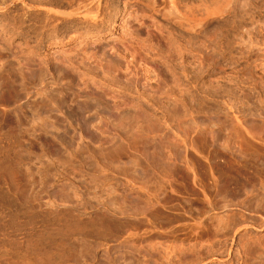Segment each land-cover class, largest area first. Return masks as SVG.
<instances>
[{
    "label": "rangeland",
    "instance_id": "374dc122",
    "mask_svg": "<svg viewBox=\"0 0 264 264\" xmlns=\"http://www.w3.org/2000/svg\"><path fill=\"white\" fill-rule=\"evenodd\" d=\"M20 7L18 1L11 4L12 13L10 15L15 16L13 22L8 21V18L3 15L4 12L0 13V21H3L0 22V35L2 36H0V54H3V58L0 55V88H3L0 89V93L3 91L0 94V108L4 110L3 107L14 100L13 94L15 93L22 94L20 101L24 105L23 112L15 105L10 106L8 108L10 110L6 113L0 109V264H161L167 254L172 256L182 253L179 250L181 248L189 252L186 259L193 258L201 243L209 244L213 239L209 238L206 232L200 234L201 239H194L195 231L187 226L192 221L191 217L196 219L197 212L201 208L207 210L209 208L207 201L216 208V216L225 212H227L225 214L238 212L235 208H227L226 197L220 190H217L213 182L215 172L220 167L221 156L239 143V138L231 137V140L227 138L228 131L233 132L231 126H235L234 121L229 117L234 119V116H238L237 120L245 118V121H249L250 117L251 119L255 117L256 120L259 118V121L264 118V109L261 108H264V100H262L264 97V56H262L264 44L247 48L248 41L253 40L256 33L254 27L249 26L247 30L239 29L240 33L237 34V32L234 35L231 33L232 36L230 35L232 31H224V34L220 33L222 34L220 35L221 31L215 29L217 33L214 30L215 22L207 25L206 34L209 33V37L204 33L202 44L207 43L208 40L209 43L207 46L205 44L201 46V52H205L201 53V58L207 56L203 59L209 65L201 59L203 63L201 65L205 68L199 80L201 101L196 106L190 100V90L184 91V86L187 85L186 77L190 78V74L185 76L182 70V65L189 64V61L191 63L192 58H187L190 54H186L183 60L186 58L188 60L182 64V60L176 58L175 51L172 55L173 52L169 50H173V45H177L180 41L175 40V42L174 37L162 26L154 28L155 31L153 27H150L152 32L149 35L144 33L140 35V40L143 42L144 39L145 43L147 37L148 43H152L154 49L151 48L152 44L147 45V41L146 48H143L145 44H141L139 40L137 46L141 44L143 47L136 49L134 45V53L142 56H133V60L131 58L133 62L130 61L132 65L128 64L129 67L131 66L128 67L129 69L124 67L125 61L118 66L110 65L113 67L106 69L103 61L98 65L94 60H88L81 54V48L84 46H88L87 48L91 50L89 48L92 44L91 40L97 39L92 44L95 48L103 42V44H108V48L113 43H120L123 35L119 34L126 29L121 21L115 33L105 39L80 37L75 39L76 41H70L71 43L65 38L63 41L60 38L46 39V46L44 43L40 56L52 60L51 72L54 76L51 74L45 77L41 84L38 81V74L35 76L36 79L33 77L32 81L25 75L21 76L23 73L21 74L22 70L18 67L25 61L31 60L32 57L24 55L23 38L16 30L10 31L13 26L19 25L16 21H18L17 14ZM210 26L212 29L209 28ZM120 28H124L122 32ZM216 33L221 37L216 36ZM227 33L230 37L225 35ZM166 34H169L168 38ZM210 37L212 40L218 37L222 43L217 39L212 42ZM224 37L232 40L230 47H227L228 43L226 45L227 40ZM53 40L55 43L52 42ZM211 42L213 45L216 42L222 45L216 43L219 45L218 47L215 45L217 50L211 46L213 51H216L211 53L212 48L209 47ZM4 46L7 47L5 51H3ZM140 48H143L142 51ZM156 49L163 50V55L168 57L160 55L159 58V54H155ZM241 52L243 54L239 55ZM8 53L10 55H7ZM168 53H172L171 56ZM210 55L211 58H209ZM66 56L73 62V64L70 63L71 65L67 61L64 62L65 65L68 64L67 70L61 63L66 60ZM20 57L24 58L22 60L24 62ZM177 61L182 65L180 66ZM135 62H138L137 65L134 64ZM61 64L64 66L62 67ZM119 65H121L119 70L122 71L111 70L114 67L118 69ZM179 66L180 69H178ZM142 68H149L147 73H152L149 74V81ZM106 70L109 71H107L108 74ZM12 77L14 79H11ZM151 78L154 80L151 81ZM26 82H30L29 85ZM67 84L69 85L66 86ZM9 89L13 94L9 92ZM91 90L96 95L103 96V106L108 107L112 103L111 109L114 115L99 113L92 108L84 114V123L74 120L73 105L79 99L83 100L85 91L90 92ZM210 94H213V97L217 96L212 99ZM59 98L62 99L59 100ZM182 100L187 103L185 108L180 106ZM56 102L58 104L61 102V106ZM223 102L231 105V108L228 104L223 105ZM40 105L44 107L43 111H39ZM59 106L60 109H58ZM164 117L173 119L170 122L169 120L163 121ZM219 123H222L223 127L219 126ZM235 127V131L240 128L237 126L235 129ZM210 129L214 134L210 135ZM86 132L91 134L87 136ZM212 139L217 140L214 142ZM249 141L255 145L259 142L254 139L247 140L248 143ZM244 143L242 142V147L246 145ZM256 146L258 147L259 144ZM226 167L228 170L231 169L228 164ZM192 175L195 176L193 180L196 186H192L190 179ZM200 185L203 187L206 199L203 192L197 189ZM195 214L197 217L194 216ZM151 224L155 226L153 229L155 233L164 232L167 230L165 228L174 224L175 234L164 237H158L155 233L151 235ZM146 225H148L147 229H145ZM133 229L135 232L137 229L139 233L145 230L146 233L142 238L125 236L128 230L133 231ZM249 235L252 238L255 237L256 240L259 239L258 243L264 239V230L249 231L248 235L242 237L239 244L250 243ZM238 236L236 235V242ZM214 240L218 242V238ZM217 242L216 249L219 247L223 249L229 244V240L225 242V245ZM236 247L233 245V249ZM261 253L260 255L255 253L256 255L252 256L244 255L242 264H260L264 257V253ZM222 254H225V251ZM236 260L242 261L235 253L228 262H223V264H235Z\"/></svg>",
    "mask_w": 264,
    "mask_h": 264
},
{
    "label": "bare ground",
    "instance_id": "6f19581e",
    "mask_svg": "<svg viewBox=\"0 0 264 264\" xmlns=\"http://www.w3.org/2000/svg\"><path fill=\"white\" fill-rule=\"evenodd\" d=\"M16 1H18L19 4L21 5L20 9L18 8L19 9L18 14L15 11V13L17 14V18H18L17 19L18 21H16V23L18 22L19 25H17V27H14L13 26L11 28L12 30H10V31L13 32V31L16 30V32L18 33V35H20L23 38L22 47H24L23 49H25V54L24 55L25 56H27V55L29 56L30 55L32 57L31 58L29 56V58H31V60H29L28 62L25 61L26 63L24 61H22L24 58L20 57V58H22L21 61L24 62V63L22 64V63H20L21 62L20 61L19 64H22V65L19 66L18 68H21V70L23 71V72L21 71V74L23 73L21 76H24L25 75L26 78L30 79L31 81H32L33 77L35 78V76L38 74V81H39L40 84L44 82V78L45 77H47V76H49V75L52 74V72H51V66H52L51 65V62H52V60L47 59L44 56H40L41 55V51L40 50L43 47V45L45 43V40L48 39V38H51V39L60 38L61 41H63V39L65 38V39H68L69 42L70 41L72 42L75 39L80 38V37H83V38L92 37V38H100V39L103 38V39H105V37H107V36L112 35L113 33H115V31L117 30V26H119L120 23H121V21H122V24H123V26L124 25L126 26V29H125L124 32H122L124 28L121 29L122 28L121 27L119 29L120 31L122 30L121 32L123 34L120 33V31H118L120 34L117 32L120 36L123 35V38H121V39L119 38L121 40L120 43H118L119 45L113 43L114 41L113 42L111 41L113 44L112 45H109V48H108V44H103L104 42L102 43V45H100L101 44L100 43L99 44L100 46L95 48V47H92V44H94L93 43L94 41L95 42L97 41V39H96V40H93V41L91 40L92 44L90 42L91 45H89V48H91V50L87 48L88 46H84V47H82V48L80 47V48L82 49L81 50V54H83L86 59H88V60L92 59L95 62H97L98 65L102 64L101 62L103 61L104 62L103 63L104 66L107 67L106 69L113 67V66H110V65H114V66L117 65L118 66V64H121L122 62L124 63V61H125L124 64H126V65H124V67L126 66V68H128L129 67L128 64L131 63L130 61H132L133 58H134L133 56L138 57L139 55H141V54H139L138 56H137V54L135 55L134 48L136 47V49H139L137 47H141V46L143 47V45L146 43V41H147V45H151L152 44L151 43L152 41L150 42L151 44L148 43V40H147V37L146 36H145L146 37L145 43H144V39H143V36H142V39H143V42H142L140 40V38H141L140 35L143 34V33L146 34V35H149L150 32H152V28L150 29V27H153V30H154V28H158V27L161 28V26H162L166 31H168L174 37V41L175 40H177V42H178V40L180 41L177 45H173L172 44L173 45V50H169V49L168 50L169 51H172V52L175 51L176 52L175 56H177L176 58L181 59L182 60V64H183V62H186V60H188L187 58H192V60H191L192 62L191 63L189 61V64H186V65H184V64L182 65L181 64L182 67H183L182 70L185 73V76H188V74H190V78L186 77L187 85L184 86V91L187 90V89L190 90V93H189L191 95L190 100L193 101L194 105L198 106L199 103H200V101H201L200 100L201 88L199 86V80H200L201 75L203 74L204 68H205V67L203 68V66L201 65V63H202L201 61L202 60H205V59H203L205 56L204 57L202 56V58H201V53L203 54V52H204V51L201 52V50H202L201 49V46L203 44H205L207 46V44L209 43V40L207 39L208 42L206 41L207 43H204L203 42V44H202V41H203L202 37H203V35H205L207 33L206 32L207 31L206 28L208 27L207 25H209L212 22H215L216 23L215 26H214V24H212L214 26V30L216 29V30L221 31V32H219V34L220 33H223L224 31H227V32L228 31H232V32H230V35H232L231 33H233V35L236 34L239 29H242V30L246 29L247 30V27H249V26L250 27H254V31L256 30V33H255V35L253 34L254 35L253 40L248 41L247 48L250 47V46H252V45H255L256 46V45H263L264 44V0H4V1H0V13L1 12H4L3 15L6 18H8V21L9 22H10V20L12 21V20L15 19V16H13V14L12 15H10V14L12 13L11 12L12 11L11 4L13 5ZM14 10H15V8H14ZM0 16H1V14H0ZM14 23H12V25H14ZM5 25H7V24H5ZM9 25H11V24H9ZM3 27H5V26L3 25ZM209 28L212 29L211 26ZM242 30H241V34H242ZM3 31H4V29H3ZM215 31L213 33H215ZM8 32H9V30H8ZM8 32L6 34H8ZM156 32H158V35H159V31L157 30ZM117 33L115 35H117ZM160 33H161V31H160ZM217 33H216V36H218ZM239 33L240 32H238L237 34H239ZM258 33H260V35H258ZM6 34L4 35V37L6 36ZM208 34H206V35H208ZM162 35H164V34L162 33ZM168 35L166 34L167 37L166 36L165 37L168 38ZM220 35H222V34H220ZM225 35H228L230 37L229 33H227ZM208 37H209V35H208ZM215 37H214V40H212L213 39V36H212V39L210 37V39L212 40V42L215 41L216 39L219 42L220 40L218 39V37H221V36H218L216 39H215ZM226 37H224V39ZM158 39H159V37H158ZM139 40L141 41V44H143V45L140 44L139 46H137L139 44V42H140ZM149 40H151V39H149ZM225 40H227V42H225L226 45H227V43H228V45L231 44V41H232L231 39L227 38ZM241 40H243V39H241ZM48 41H50V40H48ZM54 41L55 40H53L52 42H54ZM56 41H58V39H56ZM6 42H7V39H6ZM107 42H108V40H107ZM111 42H110V44H111ZM212 42H211V45L209 47L212 48L211 46H214V48L216 49L219 45H216V43H217L216 42L215 43V45L217 46L216 47L215 45H213ZM237 42L238 41H236V43ZM60 43H62V42H60ZM4 44L5 43L3 41V45ZM95 44H97V43H95ZM217 44H220V43H217ZM80 45H81V42H80ZM86 45H87V43H86ZM103 45H105V46H103ZM115 45H117V46H115ZM134 45H136V46L133 47ZM220 45H222V44H220ZM228 45H227V47H230L231 46V45H229V46ZM45 46H46V43H45ZM82 46H83V44H82ZM145 46H146V44L144 45L143 48H146ZM153 46L154 45L152 44L151 48H153ZM209 47H208V49H209ZM223 47H225V46H223ZM227 47L225 48L226 50H227ZM263 48H264V46H263ZM3 49H4L3 51H5V50H7V47L4 46ZM87 49L89 51H87ZM109 49L110 50L113 49L114 52H113V50L111 52ZM142 49L140 48L141 51H142ZM159 49H156L157 52L155 51L156 52L155 54H157V55L159 54V58H160V55H163V53H162L163 50L160 51ZM220 49H224V48H220ZM242 49H244V48H242ZM209 50H211V49H209ZM228 50H229V48H228ZM65 51H68V50L65 49ZM135 51H137V50H135ZM241 51H243V50H241ZM145 52H147V51H145ZM212 52H216V51H213V48H212L211 53ZM243 52H245V51H243ZM9 53H11V52H9ZM9 53L7 55H10ZM12 53H14V52H12ZM65 53H67V52H65ZM160 53H162V54H160ZM227 53H229V52H227ZM5 54H4V56L6 57ZM69 54L70 53H68V55ZM143 54H145V53H143ZM147 54H146V56H148ZM155 54H153V55H155ZM168 54H170V53H168ZM171 54H170V56H171ZM186 54L187 55L190 54V56H187V58L185 60H183L184 59V56H186ZM223 54L221 56H223ZM242 54L243 53L241 52V54H239V55H242ZM245 54H247V53H245ZM0 55L3 58V54H0ZM65 55H67V54H65ZM172 55H174V52H173ZM205 55H208V54H205ZM141 56H140V58H142ZM163 56L168 57L165 54ZM170 56H169V58H170ZM246 56H248V55H246ZM246 56H244V57H246ZM262 56H264V53L262 54ZM74 57L76 59L77 58V55L74 56ZM148 57L150 58L151 56H148ZM156 57L158 58V56H156ZM241 57H243V56H241ZM7 58H9V56H7ZM80 58H82V56ZM131 58H132V60H131ZM209 58H211V55H210ZM246 58H248V57H246ZM65 59L66 60L65 61H61V63H63L65 65V63L67 61L69 65L73 64V62H71L72 61L71 58H69V57L66 56ZM128 59H130V60H128ZM150 59H152V57ZM165 59H167V58H165ZM179 59H178V61H179ZM174 60H176V59L174 58ZM1 61H3V60H1ZM166 61L168 62V60H166ZM75 62H76V60L74 61V63ZM177 62L175 64H177ZM205 62L207 63L206 60H205ZM136 63H138V62H135L134 64H136ZM171 63H173V62H171ZM179 63L180 62H178V64ZM192 63H193V65H192ZM63 64H61L62 67L64 66ZM68 64H66L64 66V68L66 70L68 68L67 67ZM144 64L146 65V63H144ZM131 65H132V63H131ZM188 65H190V66H188ZM173 66H175V65H173ZM180 66H179L178 69H180ZM5 67H3V68H5ZM88 67H90V66H88ZM101 67H103V66H101ZM58 68H60V67L58 66ZM97 68H99V67H97ZM117 68L118 69H116L114 67L111 70H114V69L115 70H119L121 68V65H119V67H117ZM175 68H173V69H175ZM128 69H125V70H128ZM142 69L145 70L144 71L145 72L144 75L146 76V79L148 80L149 74H152V73H149V74L147 73L149 71L148 70L149 68L148 69L142 68ZM138 70H140V69H138ZM94 71H96V70H94ZM107 71L108 70H106L105 72L107 73ZM119 71H122V70H119ZM151 71H152V69H151ZM179 71H181V70H179ZM106 73H105V76H106ZM114 73H116V72H114ZM125 73H126V71H125ZM129 74H130V72H129ZM62 75H63V73H62ZM181 75H183V74H181ZM125 78H126V76H125ZM152 78H151V81L154 80V79L152 80ZM212 78H213V76H212ZM11 79H14V78L12 77ZM59 80H60V78H59ZM99 81H100V79H99ZM20 82H22V81H20ZM28 83H30V82H28ZM69 83H71V82H69ZM113 83H114V81H113ZM68 85L69 84H67L66 86H68ZM62 87H63V85H62ZM189 87H191V88L189 89ZM66 89H68V88L66 87ZM153 89L154 88H152V90ZM167 89H169V88H167ZM165 90H166V88H165ZM11 91L9 89V92L10 93H12ZM15 91H17V90H15ZM18 92H19V90H18ZM85 92L86 93L83 95V98H82L83 100H80V99L78 101L75 100L76 102L73 105L74 106V110H75V117L73 118L74 120H76V121L78 120V121L84 123V121H85L84 114L86 112L88 113V111H90L92 108H94L99 113L109 114V115H112V116L114 115V113H113V111L111 109L112 103H111V106H108V107L103 106L104 104L102 103V100H103V98H102L103 96L102 95L101 96L100 95H96V93L94 91H92V90L90 92L89 91L88 92L85 91ZM2 93H3V91H2ZM2 93H0V94H2ZM4 93H6V92H4ZM63 93H65V92H63ZM75 94H77V92ZM216 94L218 95V93H216ZM21 95L19 93L13 94L14 100H12L10 102L8 101L9 103L6 104L3 107L4 110H2V108H0L2 110V112L4 111L6 113L8 110H10L8 108L10 106H12V105L13 106L15 105L16 108H19V109L22 110V108H23L24 105L21 104V101H20ZM212 95L213 94H210V96H211L212 99L215 96H217V95H214V97H213ZM263 95H264V93H263ZM53 97H55V96H53ZM219 97H221V96H219ZM261 97H263V96L261 95ZM109 98H110V96H109ZM240 98H242V97H240ZM57 99H56V101H57ZM60 99H62V98H59V100ZM63 100H65V99H63ZM73 100H74V97H73ZM183 100H182L181 105H180L181 108H185L187 106V103L184 102ZM262 100H264V97L262 98ZM262 100H260V101H262ZM160 102H161V100H160ZM224 102H226V100ZM60 103L59 104L57 103V105H60ZM263 103H264V101H263ZM227 104L224 103L223 105H227ZM191 105H193V104L191 103ZM26 106H28V105H26ZM60 106H59L58 109L61 108ZM228 106H229V108H231V105L228 104ZM261 108L264 109L263 107H261ZM40 110H42V111L44 110V107L42 105H40V107H39V111ZM191 111H192V109H191ZM22 112H23V110H22ZM139 114H141V113H139ZM190 114H192V113H190ZM235 115H237V114H235ZM138 116H140V115H138ZM214 116H216V115H214ZM227 118H228V116H227ZM229 118H231L232 121H234L236 127L238 126L241 129L240 128L239 129L237 128L238 130L235 131L234 130V127L235 126L234 127L231 126L233 132L231 133L230 131H228V134L226 133L227 134V138L228 139H230L231 137H236L237 139L239 138L238 139L239 140V143H238L237 146L234 145L235 147L232 146L233 148H230L229 151H228V153H226V154L223 153L225 155L224 156H221L222 157L221 158L222 160L219 161L220 162V167L215 172L216 174L213 177L214 178L213 179V182L215 183V186H216L217 190H220L221 193L226 197V199H227L226 200V202H227V204H226L227 208H230V209H234L235 208V210L237 209L238 212L237 211L235 213L234 212L233 213L231 212V214H225V213H227V212H225L224 214H222L220 216H216L215 215L216 214V208L213 207V206H211L209 204V202L207 201V204L209 205V208L207 210H204L203 208H201L197 212V216L198 217L196 216V214L194 215V216L197 217V218L194 217L196 219H193L191 217V220L192 221L187 226L190 227V228H192V230L195 231L194 232L195 238L193 237L194 239H196V238L201 239L202 235L200 236V234H202V233L204 234L206 232V234L209 236V238H212L213 240H211L210 243L208 242L209 244H207V243L206 244H203L204 242L203 243L200 242L201 243L200 244V248H198L196 250V253L194 254V257L193 258L186 259L189 256V252L184 251V250H186L185 248H181L179 250H180V252L182 251V253L174 254L172 256H169L167 254L166 258L164 257V259L162 260L161 264H217V263L218 264H223V262H228L229 259L232 257V254L234 256L235 253L238 254L239 255V259L242 260L241 262L236 260L235 261V264H242L244 262V260H243V256L244 255L246 256V255L249 254V255L252 256V255H256L255 253H257V255L258 254L260 255L261 252H262L261 254L264 253V239H261L257 243V240H259V239L256 240L255 237L252 238L249 235V237H250V243L249 242H244L243 244H239V243H241L242 237H244L245 235H248L249 231H251L253 229L264 230V148H262V145H264V120H262V119H264V118L261 117L262 119L260 121L258 120L259 119L258 118L257 120L259 122L255 119V117H254V119L253 118L251 119V117H250L249 118L250 119L249 121H245V118H244V120H240V119L237 120L238 116H234V119L232 117H229ZM172 119L173 118H170V117L169 118H166V117L162 118L163 121H168L169 120V122ZM91 120H93V118ZM178 120H180V119L178 118ZM254 120L257 121V122H255ZM19 121H20V119H19ZM100 121H103V120H100ZM228 121L230 122V120H228ZM85 125L86 124H84V126ZM218 125L223 127L222 123H219ZM232 125H233V123H232ZM219 126H218V129L220 128ZM236 127H235V129H236ZM231 128H228V129H231ZM205 132L206 133H209L210 132V135L214 134L211 129H210L209 132H207V131H205ZM90 134L88 132H86V135L87 136L90 135ZM206 135H208V134H206ZM211 137L213 138V136H211ZM249 139H251V140L252 139L258 140L259 142L257 144H259V146L257 147L256 146L257 144L256 145H255V143L253 144L252 141H249V143L251 142L249 144L247 142V140H249ZM212 140L214 141V139H212ZM232 141H233V138H232ZM232 141H231V144L233 143ZM242 142L243 143L245 142L244 144H246V145H243V147L241 146ZM244 146H246V147L244 148ZM241 147L244 148V149H242ZM184 151H186V150H184ZM217 157L219 158L220 155L217 156ZM187 163H189V162H187ZM227 164L231 166V169L230 170H228V168L226 167ZM189 166H191V165H189ZM192 176L190 178L191 181H192L191 183L193 184L192 186H196V184L194 183L195 181L193 180L195 176H193V177ZM197 189L203 192V187L201 185L198 186ZM203 195H204V198L206 199V195H205L204 192H203ZM230 211H232V210H230ZM219 214H220V212H219ZM219 214H217V215H219ZM147 227H148V225H146L145 229H147ZM174 227L175 226L173 224V226H171V227L168 226L167 228H165L167 230L169 228L168 231L165 230L166 233H165V231L164 232L155 233L154 230H153L155 228V226H153L151 224V235L155 233V234H157L158 237L173 236L175 234V229H176V228L173 229ZM135 230H136V232L134 231V229H133V231L132 230H128L125 233V236H127L128 238H133V237H137V238L140 237V238H142L144 236V234L146 233L145 230L143 232H141V233L137 232V229H135ZM240 230H243V231H240ZM240 232H244V233L241 234ZM236 235H239L237 242H236ZM215 238H218V242H217V240H214ZM227 240H229V244H227L223 249H221V247H219L217 249L215 248L216 242L218 244L219 243H223V245H225V242ZM233 245H236L237 247L235 249H233ZM201 248H205L206 250L205 251H202ZM223 251H225V254H222ZM253 257H255V256H253ZM258 258H260V257L258 256ZM182 259H184V260H182ZM262 260L264 262V257H263ZM263 262H261V263H263Z\"/></svg>",
    "mask_w": 264,
    "mask_h": 264
}]
</instances>
